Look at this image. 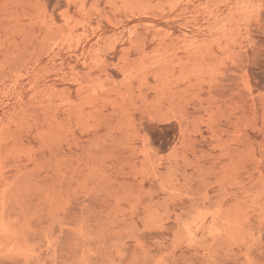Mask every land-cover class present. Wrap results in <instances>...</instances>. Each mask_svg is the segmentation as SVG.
<instances>
[{
    "label": "rangeland",
    "instance_id": "rangeland-1",
    "mask_svg": "<svg viewBox=\"0 0 264 264\" xmlns=\"http://www.w3.org/2000/svg\"><path fill=\"white\" fill-rule=\"evenodd\" d=\"M0 264H264V0H0Z\"/></svg>",
    "mask_w": 264,
    "mask_h": 264
}]
</instances>
